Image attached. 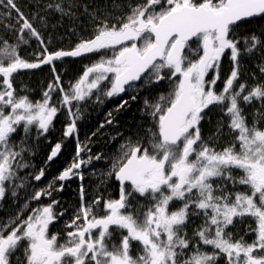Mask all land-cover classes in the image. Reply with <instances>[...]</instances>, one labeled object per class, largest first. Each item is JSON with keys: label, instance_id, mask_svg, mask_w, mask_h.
<instances>
[{"label": "snow or ice", "instance_id": "6c2138e0", "mask_svg": "<svg viewBox=\"0 0 264 264\" xmlns=\"http://www.w3.org/2000/svg\"><path fill=\"white\" fill-rule=\"evenodd\" d=\"M0 6L9 14L15 10L22 21L15 42L0 38V201L9 187L16 196V187L23 186L16 180L19 171L29 167L25 154L31 150L33 126L38 134H46L53 125L59 111L52 102L54 91L62 93V106H72L100 90L105 80L110 88L104 94L113 97L144 73L150 72L157 82L179 77L169 97L160 98L167 104L152 106L156 131L149 147L140 141L121 145L107 174L119 182V198L98 196L86 202L81 186V202L64 222L62 243L59 233H50V226L64 215L55 210L59 203L55 199L32 208L24 219L20 214L7 218L0 222V264H264V128L249 126L241 106V101L247 105L260 101L264 111V83L251 87L238 83L242 53L233 35L240 22L264 17V0H142L128 4V12L115 22L90 13L97 21L90 39L71 50L48 52L45 47L37 62L25 61L18 49L32 38L43 44L41 33L15 0H0ZM46 7L62 16L72 14L55 0ZM140 40L143 43L137 46ZM190 41L202 49L194 60L186 53ZM258 46L264 48V40L254 33L245 38V52L251 54ZM106 50H114L112 57L102 56L86 66L69 90L60 86L56 75L42 101L20 95L14 86V74L21 69ZM226 50L232 67L217 91ZM260 70L264 72V67ZM210 106L227 118L232 138L220 150L213 145L223 135L222 120L207 138L202 133L201 122L210 119ZM69 112L74 119L64 131L66 137L76 131L79 118L78 111L72 113L69 107ZM60 150L57 143L48 162ZM85 150L78 143L73 163L33 192L31 199L41 201L62 191L63 184L57 187L56 182L78 175L75 170L93 159L80 158ZM44 175L41 169L34 179L40 181ZM241 226L244 235L237 238ZM252 234L249 243L244 237Z\"/></svg>", "mask_w": 264, "mask_h": 264}, {"label": "trees", "instance_id": "16d2710c", "mask_svg": "<svg viewBox=\"0 0 264 264\" xmlns=\"http://www.w3.org/2000/svg\"><path fill=\"white\" fill-rule=\"evenodd\" d=\"M52 0H15V3L23 12L25 17L41 33L44 43L39 44L34 38L26 45H21L18 54L27 62H37L38 56L46 47L48 52L57 50L74 49L81 41L88 40L93 36L97 21H93L90 13H95L100 17H108L115 20L128 12V4L141 3L142 0H55L62 3L71 15H61L51 9H47V4ZM69 5L74 7L69 8ZM87 8V12H85ZM18 15L15 10L5 9L0 6V38L15 42L17 30L20 27ZM255 34L264 40V17L245 21L235 28L233 33L235 39L240 41L238 47L241 49L240 57V80L238 83H246L249 87L264 83V48L258 46L253 53L244 51V40L251 34ZM142 40L137 42L141 46ZM190 44V49H186L188 60L197 58L196 52L202 54V49H197L194 41ZM114 50H106L101 53L85 54L81 57H65L62 60L54 61L53 64H42L36 69H21L14 74V86L20 95H26L34 102L43 100V93L48 90L49 84L53 83L55 76L60 77V86L66 91L70 85H74L82 75L86 66L98 62L103 56L104 59L112 57ZM230 50H226L222 60L227 64L220 65L219 83L223 85L224 79L229 75L232 67L229 59ZM188 61H185L187 65ZM55 66V73L52 71ZM168 70L165 69L166 73ZM163 74V73H162ZM213 73L210 72L209 76ZM179 77L171 80L165 78L157 82L155 76L150 77V72L145 74L138 83L126 87L121 95L107 97L104 93L110 88L109 80L100 85V90H93V94L80 102L79 105L73 102L72 106H62V93L56 90L52 93V102L59 108L57 116L48 133L38 134V129L33 126L28 140L30 151L25 154V162L28 168L21 169L16 180V196L12 195V188L9 187L4 200L0 201V222H5L9 217L20 214L24 219L30 210L40 204H48L52 199L59 201L55 206L57 212H64V215L50 226V233H59L60 242L64 240V222L70 221L80 205V192L83 186L85 201L91 202L98 196L107 198H119V185L114 176L107 174L112 168L114 160L121 154V145L129 142L140 141L145 147H149L148 140L151 133L156 131V120L151 115L152 106L160 103L167 104V100L160 98L169 97L175 87ZM220 89H217L219 91ZM132 97H135L133 99ZM127 102V103H124ZM260 101H253L247 105L241 101L244 113L249 123H264V111L261 109ZM124 107H120L121 104ZM77 113L76 131L71 136H64V131L74 117L69 112ZM79 109V110H78ZM207 124H213L211 130L216 126L218 120L227 123V118L217 110L216 106H211ZM111 113V116H109ZM111 120L112 123L107 121ZM203 123V121L201 122ZM103 125V127H101ZM22 136L23 133L21 132ZM57 143H61V150L57 158L48 162L47 157ZM86 146V150L80 153V158L93 159L82 165L74 178L63 184L62 191L52 193V197H42L41 201L32 200L33 192L43 189L58 176L64 169L69 167L76 159L77 144ZM99 156L100 159H95ZM44 169L45 175L40 181H36L34 176ZM83 176V179L80 176ZM57 187L60 183L56 182ZM25 203L28 208L25 209ZM141 198V205H143ZM178 203V202H177ZM99 214H102L99 213ZM19 223V221H17ZM245 226H241L238 235H244ZM251 236V235H248ZM251 241H249L250 243ZM222 264V261L220 262Z\"/></svg>", "mask_w": 264, "mask_h": 264}, {"label": "flooded vegetation", "instance_id": "af4514ba", "mask_svg": "<svg viewBox=\"0 0 264 264\" xmlns=\"http://www.w3.org/2000/svg\"><path fill=\"white\" fill-rule=\"evenodd\" d=\"M225 64H227V61L226 60H222L221 59V61H220V65H225ZM109 79H111V74H109ZM220 79H222L221 77H220ZM105 81H108V80H105ZM105 81H103V82H105ZM102 82V83H103ZM222 87V85L219 83V81L217 82V85H216V90L217 89H220ZM258 105H260V102H258L257 103ZM211 107V106H210ZM206 111H208V110H206ZM202 124V133H203V135L207 138L210 134H213L214 132H215V127H214V129L213 130H211V128H212V125L213 124H207V120L205 119L204 121H203V123H201ZM253 124H255V126H257V127H260V128H264V123H249V126H252ZM222 131H223V135L220 137V139L217 141V143H215L213 146L214 147H216L217 148V150H220V149H222L223 147H225V146H227L228 145V143L231 141V137L228 135V132H229V130H228V128H227V123H224V127H223V129H222ZM59 154V153H58ZM57 154V155H58ZM56 158H57V156H56ZM55 158V159H56ZM175 206H178V203L176 204V205H174L173 207H175ZM200 221L199 220H197L196 221V223L198 224ZM194 227V226H193ZM189 235H191V232H192V227H190L189 228ZM237 238H238V236H237ZM245 238V240L246 241H252V239H254V234H252L251 236H245L244 237ZM137 251V249L136 248H134L133 249V252L135 253Z\"/></svg>", "mask_w": 264, "mask_h": 264}, {"label": "water", "instance_id": "95a60500", "mask_svg": "<svg viewBox=\"0 0 264 264\" xmlns=\"http://www.w3.org/2000/svg\"><path fill=\"white\" fill-rule=\"evenodd\" d=\"M255 18H257V17H254V18H250V19H246L245 21H249V20H252V19H255ZM245 21H242V22H245ZM242 22H240V23H242ZM192 41H190L189 43H191ZM146 73H144L141 77H143L144 75H145ZM138 81L139 80H137V81H133V82H131L130 84H135V83H138ZM126 86H128V85H125V87ZM123 93V92H122ZM122 93H120V94H122ZM56 158V157H55ZM54 158V159H55ZM53 159V160H54ZM76 172H78L79 171V169H77V170H75ZM74 178V176H72L70 179H68V180H66V181H63V182H60V181H58L60 184L62 183V184H66V183H68V182H70L72 179ZM117 182V184L119 185V182L118 181H116Z\"/></svg>", "mask_w": 264, "mask_h": 264}, {"label": "rangeland", "instance_id": "374dc122", "mask_svg": "<svg viewBox=\"0 0 264 264\" xmlns=\"http://www.w3.org/2000/svg\"><path fill=\"white\" fill-rule=\"evenodd\" d=\"M138 41H136V43H137ZM89 54H91V53H89Z\"/></svg>", "mask_w": 264, "mask_h": 264}]
</instances>
